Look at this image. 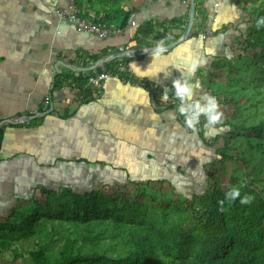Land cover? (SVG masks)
Returning <instances> with one entry per match:
<instances>
[{"label": "crops", "instance_id": "0c3cea01", "mask_svg": "<svg viewBox=\"0 0 264 264\" xmlns=\"http://www.w3.org/2000/svg\"><path fill=\"white\" fill-rule=\"evenodd\" d=\"M215 2L217 21L211 22ZM70 3L80 16L120 32L100 38L52 14ZM249 5L195 0L194 22L184 37L190 0H0V218L32 211L45 189L86 193L98 183L109 192L128 181L158 180L183 187L215 175L222 126L203 125L201 137L177 105L162 104L158 94L169 87L174 95L175 78L187 80L192 98L202 104L205 93L235 90L247 66L237 48L249 25ZM148 23L151 31L139 34ZM161 39L165 48L157 55ZM193 57L206 63L190 73ZM119 63L120 77L103 81L97 94L75 82ZM19 115L28 122L12 121ZM225 118L223 113L221 123Z\"/></svg>", "mask_w": 264, "mask_h": 264}, {"label": "trees", "instance_id": "16d2710c", "mask_svg": "<svg viewBox=\"0 0 264 264\" xmlns=\"http://www.w3.org/2000/svg\"><path fill=\"white\" fill-rule=\"evenodd\" d=\"M257 1L249 0L250 7L244 6L249 25L238 43L257 68L263 66L256 78L264 82V26H256L257 18L264 16V0ZM150 31L148 23L139 34ZM110 69L114 72L116 67ZM87 77L75 82L83 85ZM221 102L236 106L224 124L243 131L247 145L264 158V119L246 125L237 113L238 101L224 98ZM203 125H197L201 137ZM228 149L225 141L216 148V163L226 162ZM209 176L214 179L213 174ZM218 180L183 203L166 206L146 204L143 193L134 200L118 199L117 188L110 193L45 189L46 197L32 211L14 210L0 222V249L11 247L16 258L13 240H34L24 257L26 264H264V188L252 177L232 176L224 187ZM233 186L240 188L241 197H251L250 202L228 199L226 193Z\"/></svg>", "mask_w": 264, "mask_h": 264}, {"label": "rangeland", "instance_id": "374dc122", "mask_svg": "<svg viewBox=\"0 0 264 264\" xmlns=\"http://www.w3.org/2000/svg\"><path fill=\"white\" fill-rule=\"evenodd\" d=\"M254 2L258 3L257 0H254ZM249 7L250 5L248 6V8ZM237 51L238 53H240V55H242L245 64L247 62V67L241 70V75L239 76L240 80L235 84V90L225 89L224 92L217 94L218 103L221 106L223 113H225L226 115H231L236 111L235 104L227 103V105H225L221 102V99L229 97L234 98L241 104L238 107V115L240 117L242 116L244 121H246L245 124L248 125L253 121L264 119V101H259L260 98L264 100V82L256 78L259 67L263 68V66L258 65L257 68L250 55L243 52L239 45ZM229 72L230 74H235V72L237 73V69L232 68L231 70L230 68ZM227 77L228 75H226L222 79L223 83L225 84L228 83ZM236 77L237 76H235V78ZM208 79L209 76L205 77L203 85L204 83L208 84ZM232 93L234 94L232 95ZM219 94L222 97H219ZM201 122L204 125H207L206 118L205 120L200 121V123ZM221 122L222 121H220L216 125L222 126L220 128L223 129V143L224 141L228 143V153L230 157L225 160L226 162L223 164L217 163L218 165H216V167L218 169L216 170L214 179L208 178L206 180H203L201 178H196L189 182L193 183L192 185H183V187H176L172 183L169 184V182L163 180L153 181L152 183L149 181H140L139 184L128 181L124 186L115 190L116 197L118 199L125 197L129 200H134L137 199L138 193H143L144 196L142 200L146 204L166 206L172 202L183 203L186 198H192L193 194L201 193L206 188L212 187L217 177L219 179L218 182L220 183V186L224 187L227 183L228 178L232 176L244 180L247 179V177H252L255 179L257 178L260 185L264 188V158L261 157L258 153L253 152V150L247 145V137L245 136V133L243 131L239 129L236 130L233 127H229L228 125L224 124V121L223 123ZM223 143H221L220 145L222 146ZM245 162L248 163V165L245 166ZM214 169L215 167L213 168V171ZM208 175H211V173H209ZM202 181H205L203 185ZM97 186L100 189V185H98V183ZM102 189L103 191L108 192L107 188L103 187ZM41 200H43V198ZM22 210V212H30V210ZM10 213L7 212L5 216L1 217L0 222L5 221V219L10 216ZM13 220L19 219L15 217L13 218ZM47 226L48 229L51 230V225L47 224ZM63 231L64 229H61V233H63ZM12 247H16L18 249V256L16 258L14 257L13 252L11 251V247L1 248L0 264H26L24 257H27V251L34 247V240H13Z\"/></svg>", "mask_w": 264, "mask_h": 264}, {"label": "clouds", "instance_id": "9594fccd", "mask_svg": "<svg viewBox=\"0 0 264 264\" xmlns=\"http://www.w3.org/2000/svg\"><path fill=\"white\" fill-rule=\"evenodd\" d=\"M256 26L259 29L264 26V16H260L256 20ZM165 48L163 43V39H161L157 47L155 49L156 54L158 55ZM213 49H207V54H213ZM206 63V61L200 57H193L188 64V71L190 73H194L197 68H199L202 64ZM197 87L199 86L197 82ZM174 89V95L180 100V104L178 105L179 113L184 117L185 122L188 127L192 128L194 131L197 130V125L200 123L201 114H203L206 118V122L208 126H213L220 122L221 116L223 113L219 110V103L215 96L203 94V99L206 101L205 103H201L200 99H192L194 96L193 86L189 84L187 80H182L180 78H175L172 81V87ZM168 91L169 87H165L162 98L164 100L168 99ZM226 197L230 200H234L237 197H240L241 203H249L251 197L242 196L240 188L238 186H233L226 193ZM222 203V202H221Z\"/></svg>", "mask_w": 264, "mask_h": 264}, {"label": "built area", "instance_id": "2783aa9c", "mask_svg": "<svg viewBox=\"0 0 264 264\" xmlns=\"http://www.w3.org/2000/svg\"><path fill=\"white\" fill-rule=\"evenodd\" d=\"M183 2L187 5L189 3V0H183ZM218 10V3L215 2L214 3V7H213V15L211 18V22H216L217 21V13ZM53 14L58 18V19H68L72 22H74L77 26L78 29L80 30H89V31H93L95 32L99 37H106L108 36L111 31L114 33H118L120 32V30H116V29H109L101 24H97L94 22H91L87 19L81 18L76 14L75 9H73V7H68L66 9H56ZM210 29L208 28L207 33H209ZM113 33V34H114ZM203 38H205V35H202ZM124 70V67L122 66L121 63L118 64L116 70L114 72L112 71H106L104 69H102L101 71L98 72H94L93 75L89 76L85 86L98 91V89L101 86L102 81L105 80H110V79H117L120 77V73ZM163 93H159L158 94V99L162 104H167L170 105V103L176 104L177 107L180 104V100L175 97V95H168V99L164 100L162 98ZM211 95L215 96L218 100V96L215 93H212ZM192 99H196L195 97ZM50 101V97H45L44 102L48 103ZM157 104L154 103V106H156ZM205 120V116L203 114H201L200 117V121ZM12 121H15L17 123H26L28 122V116H24V115H19V116H15L12 118Z\"/></svg>", "mask_w": 264, "mask_h": 264}, {"label": "water", "instance_id": "95a60500", "mask_svg": "<svg viewBox=\"0 0 264 264\" xmlns=\"http://www.w3.org/2000/svg\"><path fill=\"white\" fill-rule=\"evenodd\" d=\"M194 8H195V0H190V14H189V22H188V25H187V29H186V32L184 34V37H187L190 29H191V26L194 22ZM176 44V42H175ZM173 44V45H175ZM146 50H139L138 52L136 53H145ZM103 61V59H100L98 60L96 63H94L92 66L88 67V69H92L94 67H96L99 63H101Z\"/></svg>", "mask_w": 264, "mask_h": 264}, {"label": "bare ground", "instance_id": "6f19581e", "mask_svg": "<svg viewBox=\"0 0 264 264\" xmlns=\"http://www.w3.org/2000/svg\"><path fill=\"white\" fill-rule=\"evenodd\" d=\"M70 7H73V9H75V11H76V14L79 16V17H81V18H84V19H87V20H89V21H91V22H94V23H97V24H101V25H103V26H105V27H107V28H109V29H116V28H110V27H108V26H106L105 24H103V23H99V22H96V21H94V20H91V19H88V18H85V17H82V16H80L79 15V13H78V10H77V8L73 5V4H71L70 3V5H69ZM68 6V7H69ZM68 7H66V8H68ZM66 8H62V9H66ZM56 9H61V8H56ZM56 9H54V11L56 10ZM53 11V12H54ZM53 12H52V14H53ZM54 15V14H53ZM55 16V15H54ZM56 17V16H55ZM57 18V17H56ZM68 20V19H67ZM70 21V20H69ZM72 22V21H71ZM72 23H74V22H72ZM75 24V23H74ZM75 26H76V24H75ZM76 28H77V26H76ZM78 29V28H77ZM78 30H80V29H78ZM116 30H119V29H116ZM80 31H87V32H91V33H93V34H95V35H97L95 32H93V31H89V30H80ZM112 33H110L109 35H111ZM108 35V36H109ZM98 36V35H97ZM108 36H106V37H108ZM99 37V36H98ZM100 38H102V37H100ZM103 38H105V37H103ZM120 50H122V48L120 47L119 48ZM102 62H104V59H103V61ZM102 70V69H101ZM100 70V71H101ZM105 70V69H104ZM107 71V70H106ZM94 72H98V71H94ZM94 72L92 73V74H90V75H88V77L89 76H91V75H93L94 74ZM88 77H87V79H88ZM87 79H86V81H87ZM86 81H85V84H86ZM103 82V81H102ZM102 84V83H101ZM87 87V86H86ZM101 87V86H100ZM87 88H89V87H87ZM89 89H91V88H89ZM91 91L92 92H94L95 94H97V92H99L100 91V88L98 89V91H96V90H93V89H91ZM212 94V93H211ZM210 94V95H211Z\"/></svg>", "mask_w": 264, "mask_h": 264}]
</instances>
